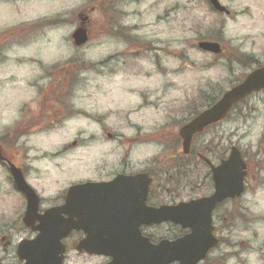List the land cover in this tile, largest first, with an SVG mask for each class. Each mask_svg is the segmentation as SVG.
Instances as JSON below:
<instances>
[{
    "label": "clouds",
    "instance_id": "clouds-1",
    "mask_svg": "<svg viewBox=\"0 0 264 264\" xmlns=\"http://www.w3.org/2000/svg\"><path fill=\"white\" fill-rule=\"evenodd\" d=\"M210 0H110L111 15L96 9L95 0H0V34L22 26L40 34L0 47V136L24 119V109L39 114L41 101L53 82L45 70L68 66L74 60L86 67L65 98L67 114L50 126L34 127L17 140L25 149L31 170L25 182L39 200L37 215L58 208L72 185L149 168L164 150L155 137L172 120L184 118L174 105L189 98L192 86L208 93L209 85L234 83L246 69L239 60H216L201 45L218 30L233 49L264 64V0H225L228 15L217 20L206 5ZM212 2V0H211ZM218 2V0H216ZM93 8L89 20L101 25L94 40L78 44L81 25L73 20L84 6ZM112 21L111 30L103 25ZM87 33L88 27L84 26ZM123 32L124 36L115 33ZM131 39H128V38ZM135 42V46L133 45ZM226 125L220 135L250 151L257 160L264 143V87ZM93 184V183H91ZM19 199L13 183L0 170V227L10 244L23 237ZM159 210V209H157ZM216 227L221 241L210 253L215 264H264V168L245 186L239 205H227ZM75 219V218H74ZM150 243L173 242L178 233L155 232ZM59 264H97L71 237L59 241ZM0 264H18L13 251L0 249Z\"/></svg>",
    "mask_w": 264,
    "mask_h": 264
},
{
    "label": "water",
    "instance_id": "water-1",
    "mask_svg": "<svg viewBox=\"0 0 264 264\" xmlns=\"http://www.w3.org/2000/svg\"><path fill=\"white\" fill-rule=\"evenodd\" d=\"M210 3L217 12L227 13L219 0L218 2L210 0ZM84 25L86 19L75 34L78 44L88 41ZM201 47L215 55L222 52L220 44L216 42H209ZM262 87H264V67L249 74L241 84L228 90L215 105L180 130L184 151L187 153L190 150L194 135L225 119L234 105L248 97L254 88ZM0 161L8 162L14 183L26 199L24 225L37 233L33 240L28 242L22 240L17 246V257L24 264H59L58 253L62 251L59 241L69 235L73 229H82L88 235L78 245L80 250L89 254L109 255L113 258L111 264H169L172 260H177L180 264H196L204 257L208 248L215 244L212 235V214L216 205L229 195H239L242 191L243 176L240 173L244 166L240 153L235 150L221 168H213L217 185L216 193L208 198L173 207L151 210L139 202L140 207L127 206V211H124L122 204L112 206L111 200H106L100 195L105 185L88 184L71 187L63 207L37 215L39 200L35 192L25 182L22 170L7 161L1 147ZM233 166L238 167V178L236 179L233 174L235 182L232 183V191L224 193L222 189L226 183L220 178L224 177L220 172ZM145 176L139 175L137 178ZM142 182L138 183L142 184ZM88 193L97 194L90 197ZM113 207L122 209V214L114 215V211H111ZM129 208L136 211L131 213ZM63 214H66L67 218H64ZM167 221H172L183 228H190L191 234L173 242L162 241L158 245H152L140 233L139 228L143 224ZM187 251H196V253L188 260Z\"/></svg>",
    "mask_w": 264,
    "mask_h": 264
},
{
    "label": "flooded vegetation",
    "instance_id": "flooded-vegetation-1",
    "mask_svg": "<svg viewBox=\"0 0 264 264\" xmlns=\"http://www.w3.org/2000/svg\"><path fill=\"white\" fill-rule=\"evenodd\" d=\"M252 57L253 56L251 55H246L244 57L247 59V68H249L248 74L255 71L256 69L264 67V64L258 63L256 59L254 60ZM234 59L237 60L236 57H234ZM237 84H239V82H237ZM249 98L254 97L250 95ZM249 98L235 105L226 119L208 127L201 134L196 135L193 138L192 145L187 153L183 151V140L180 136V129L199 114L198 109L200 106L192 108L188 112L184 110L186 112L185 115H187V118L179 123L178 135L176 138L174 136L173 123L168 124L172 131L158 133L155 137V139L158 141H160L158 138L162 137L167 141V143L166 145L163 144V152L156 160H154L149 168L133 174L132 178H122L117 175L115 177L91 182L93 183L92 185H105L106 187H104V190L100 192V195L106 200H111L112 206L118 203L122 204L124 211H127V206L140 207L138 204L139 202L143 203L144 207L151 210H157L162 207H173L181 203H188L191 201L208 198L216 193L217 185L213 174V168H221L222 165L232 157L233 152L237 150L240 153L241 160L244 165L240 173L243 176L242 193L245 190L246 185L254 183L257 171L261 168H264V159L257 160L250 151L244 150L236 144L225 142V139L220 135V131L221 125H226L228 122L237 117L242 110H247L246 106L250 101ZM216 102L217 100H212L206 104V101H202L201 105H205L203 108L204 110ZM59 111L61 113V110ZM212 131L215 132L214 138L211 141H208L205 136H208ZM259 151L264 153V146L261 145ZM2 152L7 161L20 168L26 177L27 169L25 167L23 168L19 164V156L17 152L6 149H3ZM0 164L10 173L8 162L0 161ZM220 173L224 174V177L220 178L226 183L223 185V192H231L232 183L235 182L233 179V174L235 175L236 179L238 178V167L233 166L230 169H224ZM139 175L146 176L137 178ZM12 179L13 178L11 177V180ZM141 181H143L142 184H139L138 182ZM74 186L78 185H72L66 190L62 197L64 203L60 207L64 206L66 203L67 192L71 187ZM95 194L97 193H91L90 195L88 193L90 197H93ZM240 194L229 195L216 205L212 214V235L214 237L215 244L208 248L204 257L197 261L196 264H215V260L210 256V253L217 247L218 242L221 241L220 230L218 227H216V224L219 219H224L226 215L229 217V219L231 218V214L227 213V205L232 204L234 207H238ZM183 198L187 200H183ZM111 211H114V215L122 214V209L113 207ZM129 211L134 213L136 209L129 208ZM62 216L67 218L66 214H63ZM168 228H172L177 231L178 237L176 240L191 234L190 228H183L174 224L172 221L143 224L140 226L139 230L141 235L150 242V240L155 238L153 235L155 232H162ZM30 232L33 235L31 239L35 238L37 233L32 231ZM3 233L4 234H2L0 237V249L8 248L10 251H13L16 259L18 260V264H23V262L18 259L16 254L19 242L16 244H10L9 242L11 240V236L9 231L5 228ZM66 237H71L73 239V244L78 246L88 237V235L82 229H73ZM151 244L158 245L153 243ZM194 253H196V251H187V259L189 260L192 258ZM90 255H93L96 258L97 264H111L113 262V258L109 255ZM169 264H180V262L177 260H172L169 262Z\"/></svg>",
    "mask_w": 264,
    "mask_h": 264
},
{
    "label": "rangeland",
    "instance_id": "rangeland-1",
    "mask_svg": "<svg viewBox=\"0 0 264 264\" xmlns=\"http://www.w3.org/2000/svg\"><path fill=\"white\" fill-rule=\"evenodd\" d=\"M219 1L221 5L225 6V0H219ZM95 7L96 9L103 10L106 13V15L108 16L111 15L109 11V9L111 8L110 0H95ZM206 7L215 13L217 20L226 16L225 14H219L215 12L210 6V2L206 5ZM92 11H93L92 6L90 4H86L84 6V10L81 11V14L79 16L75 14L73 15V20L81 26H82L83 20L86 19V25L88 27L87 34H88L89 40H94L101 29V25L96 24L89 20V15H91ZM112 23H113L112 21H109L107 24L103 25V27H105L107 30H111ZM31 32H35L36 35H39L40 28L39 27L31 28L29 26H22L20 29H17L12 33L0 34V47H8L10 46L11 42H14L19 39H23ZM115 34L118 37L124 36V33L122 31L119 33H115ZM125 38H128V37H125ZM128 39H131V38H128ZM209 39L211 41H217L222 45L224 52L221 57H226L229 62L227 65H225V67L231 66V61L235 60L234 57H236L237 60L240 61V63L244 59V57H242V55L244 54H241L236 49H233L228 43V41L224 40L222 33L219 32L218 30L210 31ZM133 45L135 46V42H133ZM214 58L216 60L220 59L217 56H214ZM252 58L255 60L254 56ZM242 65L244 66L246 70L241 73L239 78H234V83H232L231 85L239 82L243 78V76L248 74L249 68H246V64H242ZM83 67H86V66L79 64L77 60H74L68 66H58L54 70L46 69L45 71L48 74L52 75L53 82L50 88L46 92H44L43 100L41 101L40 113L37 115L35 113L30 112L27 108H25L24 109V119L19 124H17L15 128L7 130L3 136H0L1 149L2 150L6 149V150L17 152L19 156L18 157L19 164L23 168L25 167L27 169V175L29 174L31 170L27 167V163L25 159V149L23 146H17V140L21 136L29 133L34 127L50 126L52 121L58 120L67 114L66 110L68 108V105L65 103V98L68 95H70L72 87L77 82V73ZM231 85L229 86L223 81L221 84H218V85H209L210 91L208 93L199 91L198 86H192L190 89L189 98L183 99L179 103L174 105L177 112L184 113V118L178 119V120H172L169 122V124L173 123L174 125L173 129H174L175 138L178 135L179 123L187 118L186 117L187 115H185L186 114L185 111L188 112L192 108L200 106L198 110L199 112H201L204 106V105H201L202 101L208 100L206 102L208 103L212 100L219 99L225 91L230 89ZM251 99L253 98H249V100ZM59 110H61V113ZM170 128H171L170 126L161 128L158 133L170 132L172 131V129ZM214 134L215 132L212 131L209 133L208 136H205V137L208 141H211L214 138ZM158 139L160 140L159 141L160 143L166 145L167 141L164 138L159 137ZM261 145L264 146V143H262ZM0 170L4 171L9 181L11 182L13 181V179L11 180V175L9 171L3 168L1 164H0ZM18 194H19V199L13 203V207L19 210L20 223L17 225V227L23 229V232H22L23 237H29V239H31L33 235L22 224V218L25 212L26 203H25L23 196L19 192ZM183 200H187V199L183 198ZM4 231H5V228L0 227V237L2 236V234H4L3 233Z\"/></svg>",
    "mask_w": 264,
    "mask_h": 264
},
{
    "label": "trees",
    "instance_id": "trees-1",
    "mask_svg": "<svg viewBox=\"0 0 264 264\" xmlns=\"http://www.w3.org/2000/svg\"><path fill=\"white\" fill-rule=\"evenodd\" d=\"M243 57H245L244 55H242ZM247 59L246 58H244L242 61H241V64H246V68H247ZM205 97V96H204ZM203 97V98H204ZM208 100H206V102H207ZM211 102V101H210ZM209 103V102H208ZM208 103H206V104H208ZM205 106V105H204ZM204 106H203V108H204Z\"/></svg>",
    "mask_w": 264,
    "mask_h": 264
},
{
    "label": "bare ground",
    "instance_id": "bare-ground-1",
    "mask_svg": "<svg viewBox=\"0 0 264 264\" xmlns=\"http://www.w3.org/2000/svg\"><path fill=\"white\" fill-rule=\"evenodd\" d=\"M13 185H14V187H15V189H16L17 187H16V185H15V183H14V180H13Z\"/></svg>",
    "mask_w": 264,
    "mask_h": 264
}]
</instances>
